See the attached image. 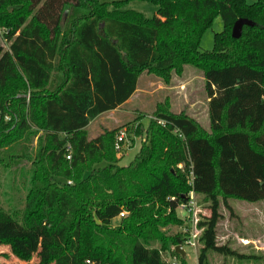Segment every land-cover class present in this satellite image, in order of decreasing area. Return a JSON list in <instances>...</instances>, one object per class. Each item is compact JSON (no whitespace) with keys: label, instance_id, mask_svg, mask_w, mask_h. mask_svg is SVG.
Returning <instances> with one entry per match:
<instances>
[{"label":"trees","instance_id":"obj_1","mask_svg":"<svg viewBox=\"0 0 264 264\" xmlns=\"http://www.w3.org/2000/svg\"><path fill=\"white\" fill-rule=\"evenodd\" d=\"M151 1L157 11L145 19L121 1L109 10L98 0H0V25L10 29L9 48L0 46V165L31 163L24 211L0 207V224L26 234L0 240L21 260L31 255L18 241L43 229L55 252L39 264H162L152 243L183 244L161 227L182 222L175 212L191 191L211 211L198 223V263L209 251L256 258L218 245L217 226L228 199L264 200V0ZM216 16L223 30L203 51ZM239 18L254 26L234 39ZM192 62L203 72L210 132L160 105L126 166L118 129L89 138V124L124 104L142 72L168 80Z\"/></svg>","mask_w":264,"mask_h":264},{"label":"rangeland","instance_id":"obj_2","mask_svg":"<svg viewBox=\"0 0 264 264\" xmlns=\"http://www.w3.org/2000/svg\"><path fill=\"white\" fill-rule=\"evenodd\" d=\"M107 3L108 9L114 7L113 1H121L123 10L135 11L143 15L145 19L155 16L157 5L151 0H98ZM257 0H247L249 4ZM223 30V22L220 16H216L209 28L201 37L200 47L203 51H213L215 46V34ZM10 29L0 25V46L5 50L9 48L7 35ZM160 105L176 115H187L195 120L205 131L210 132L208 98L205 90V80L201 67L192 62L182 66L180 73L172 72L170 79L164 80L153 71L146 70L140 74L138 91L132 102L121 112L105 113L92 121L87 128L89 138L101 133L103 129H118L119 136L123 140L119 142L118 156L120 166L128 165L139 151L143 140L147 135L144 130L150 120L155 119V113ZM141 128L140 134L135 131ZM35 149L37 138L31 144ZM21 167L4 168L0 165V207L7 212L22 213L30 193L29 183L31 175L29 169L31 163L26 159L20 161ZM105 165L102 163L101 166ZM194 200L197 205L198 218L205 221L210 217V201L205 195L196 194ZM231 209L221 203L220 213L222 218L217 226V244L229 245L238 253L256 258L238 259L234 256H226L215 251H209L205 264H264V252L260 243L264 241V200L258 202L228 199ZM127 212V211H125ZM176 215L182 219L181 223H170L161 227V231L168 237L181 236L182 229L186 225L182 212L176 209ZM128 212L126 213V215ZM125 215V216H126ZM122 218V217H121ZM121 218L112 220V226L120 224ZM17 224H0V237L25 235ZM251 244H248L245 239ZM21 247L31 255L29 262L21 260L13 254L11 246L0 240V264H39L42 258L54 253L48 244L50 242L43 229L28 234V239L18 241ZM153 247L160 249L162 264H181L182 259L187 264H199L198 255L202 247L199 241L196 247L185 245V258L175 252V246L160 241L152 243ZM255 247H258L255 248Z\"/></svg>","mask_w":264,"mask_h":264},{"label":"built area","instance_id":"obj_3","mask_svg":"<svg viewBox=\"0 0 264 264\" xmlns=\"http://www.w3.org/2000/svg\"><path fill=\"white\" fill-rule=\"evenodd\" d=\"M123 140L122 136L118 137L117 149L119 148V142ZM69 159L70 156H67ZM195 192L191 191L189 194V199L185 202L179 204L178 208L182 212V217L185 218L186 225H184L182 232L184 235V242L181 244L184 248L185 245H190L192 247H196L199 238L203 232V228L199 227V218H198V211L197 205L194 200ZM127 212L123 211L120 213L119 217H124ZM175 264V263H173Z\"/></svg>","mask_w":264,"mask_h":264},{"label":"water","instance_id":"obj_4","mask_svg":"<svg viewBox=\"0 0 264 264\" xmlns=\"http://www.w3.org/2000/svg\"><path fill=\"white\" fill-rule=\"evenodd\" d=\"M244 26H254V22L247 18H239L235 21L232 28V37L234 39H239L242 36ZM175 252L185 258L186 252L182 245L175 246Z\"/></svg>","mask_w":264,"mask_h":264},{"label":"crops","instance_id":"obj_5","mask_svg":"<svg viewBox=\"0 0 264 264\" xmlns=\"http://www.w3.org/2000/svg\"><path fill=\"white\" fill-rule=\"evenodd\" d=\"M137 91H138V88H137V90H136V92L124 103V104H122L119 108H117V109H115V110H111V111H109V112H106V113H114V112H121L122 110H123V108H125L126 106H128L129 104H130V102H132V100H133V97L135 96V94L137 93ZM105 114V113H104ZM104 114H102V115H104ZM101 115V116H102ZM100 117V116H99ZM98 119V118H97ZM96 120V119H95ZM92 124V122L89 124V126ZM88 126V127H89ZM97 135H99V133H97L95 136H93V137H91V138H94V137H96ZM195 195H196V193H195ZM243 239H245V238H243ZM244 241H247L248 242V244H251L250 242H253V241H250V240H248V239H245ZM260 246H261V249H258V247H255V248H257L258 250H260V251H263L264 252V241H261V243H260Z\"/></svg>","mask_w":264,"mask_h":264}]
</instances>
